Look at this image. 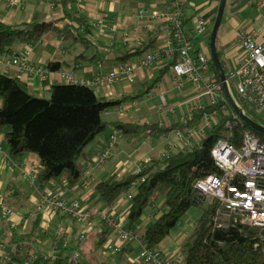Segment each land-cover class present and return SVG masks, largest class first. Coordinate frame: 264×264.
Masks as SVG:
<instances>
[{
	"label": "crops",
	"instance_id": "1",
	"mask_svg": "<svg viewBox=\"0 0 264 264\" xmlns=\"http://www.w3.org/2000/svg\"><path fill=\"white\" fill-rule=\"evenodd\" d=\"M168 1L82 0L83 10L80 14L85 25L81 26L65 16V13L75 12V2L63 4L60 0H26L21 7L0 2L1 23H27L37 14L44 21H53L61 29L60 32H46L35 44L18 43L14 52L20 56L26 55L28 63L45 68L52 61L59 62V69L48 68L46 78L42 79L33 72L20 70L16 65L0 64V73L10 72L20 77L34 95L48 97L50 85L66 83L62 71L71 70L80 80L79 84L91 87L100 98L117 101L103 113L106 122L103 131L85 147L82 168L88 172V187L78 185V182L69 186L65 176L51 180L45 187L50 192H56L66 202L79 201L81 210L90 215L85 222L73 223L66 217L61 219L47 204L40 201L39 190L29 182V176L40 166L39 157L28 152L21 161H10L9 147L4 140V134L10 127H5L0 133V197L15 211L10 217H4L0 213V241L3 242L0 247V262H5L15 250L14 233L26 231L35 212L39 211V225L47 232L44 237H34L32 240L31 249L34 254H53L56 251L53 238L58 233L70 239L69 245L73 251L81 252L85 264H134L137 260L141 250L140 240H134L118 257L104 249L106 242L120 243L117 229L111 227L107 219L114 218L119 221L123 230H131L126 224L131 200L122 193L111 204L103 205L94 193V185L111 177L122 178L133 174L140 162L146 164L153 158L188 151L198 146L208 135L205 129H196L189 134L183 124L184 120L192 118L195 110L209 104L208 97L192 81H176L171 65L174 54L167 52L165 26L148 15H139L144 9L162 8ZM51 2L57 5L52 7ZM218 2L219 0H187L185 24L192 39L191 53L194 55L209 53L212 28L197 36L194 33L195 17L201 15L212 19ZM224 14L221 29L225 31L219 33L217 48L220 58L231 71L245 54L237 41L241 30H246L257 40L264 39V6H254L253 2L236 12L226 11ZM96 23L109 24L111 28L94 26ZM67 31L86 36L88 45L84 47L73 38L67 39L62 33ZM152 38L153 45L148 50L161 51L162 55L150 67L139 66L138 56L133 57L131 60L135 67L131 76H118L103 83L91 84L95 75L107 76L121 64L114 50L125 51L126 47L148 42ZM229 89L231 92L230 82ZM260 113L264 117V108L260 109ZM116 123H145L165 127L167 130L132 134L120 130ZM177 131L182 133L180 137ZM113 133H116L114 146L107 148V141ZM104 148H107V153H104ZM164 200L163 196L155 198L133 225V230L141 235L149 228L162 214ZM201 214L199 207H192L186 212L159 244L158 248L164 255L177 258L180 245ZM82 235L84 238L81 240ZM101 240L103 243L99 245Z\"/></svg>",
	"mask_w": 264,
	"mask_h": 264
},
{
	"label": "trees",
	"instance_id": "2",
	"mask_svg": "<svg viewBox=\"0 0 264 264\" xmlns=\"http://www.w3.org/2000/svg\"><path fill=\"white\" fill-rule=\"evenodd\" d=\"M60 1L63 4L75 2V0ZM75 4V12L65 13V16L74 20L77 25H85L84 18L80 14L83 10L82 4L80 8L76 2ZM56 5L57 3H55ZM213 22L214 17L208 25L209 29ZM97 25L105 27L101 23H96L94 26ZM50 30L61 31L53 21H44L37 14H34L31 21L27 23L5 24L0 22V56L5 54L9 56L19 55L14 54L16 44H35ZM62 33L67 39L73 38L81 46L86 47L88 45L86 36L69 31ZM166 35L168 38L167 33ZM152 45L153 38L148 42L130 48L126 47L125 51L114 50V52H117L120 62L124 63L137 56L138 60L141 59ZM151 51L156 52L155 50ZM189 53L193 57L196 56V54L191 53V49ZM176 59L177 53H174V60L171 64L172 70ZM220 61L230 82L231 92H233L245 114L253 121L264 125V117L260 111L248 106L243 98L238 95L237 90L234 89L235 83L232 82L234 78H230V70L222 58ZM209 66L216 74V82H221L219 72L213 65L211 58ZM48 68L57 70L60 68V63L52 61L48 64ZM175 76L178 82L187 79L185 76L179 77L176 74ZM49 92L48 97L36 96L20 77L10 72L0 73V97L2 99L0 133L5 127H10V130L4 134V140L9 147L10 161H21L28 152L39 157L40 166L34 171V174L29 176V182L35 185L39 192L46 189V185L51 180L61 176L67 178L69 186L75 185L80 180L85 173V169L82 168L85 147L106 126L103 113L117 103L114 100L100 98L91 87L85 84L67 81L66 83L51 84ZM223 105L227 107L228 112L208 128V135L202 139L198 146L188 151L153 158L146 163L141 174L133 173L122 178L111 177L94 185V193L99 197L100 202L103 205H109L120 194L126 192L139 175L145 176V180L139 183L130 199L131 205L126 216L127 226L135 233L137 232L133 230V225L139 220L145 208L151 205L158 196L164 197L165 200L161 207L163 209L162 214L141 235L139 234L140 239H134L141 241V248L142 243H145L149 248L158 247L190 208L199 207L202 214L195 221L190 234L180 245L175 260L176 264H264V226H252L248 223L238 222L225 228L215 227L213 217L216 206L209 203L195 188L196 180L222 173L216 165L211 151L222 137L225 129L224 123L227 119L232 120L233 125L231 128L233 135L230 137V142L237 148L241 146L246 130L264 142V134L251 128L242 121L240 116L235 115L236 111L228 101L224 88L223 100L218 101L215 105L207 104L195 110L192 118L187 120L186 125H196L205 113L218 110ZM116 126L125 133L132 134H140L145 131L157 133L167 130L165 127L159 128L157 125L145 123H116ZM0 144L2 145V143ZM71 202L74 201L66 202V204ZM76 202L80 206V202ZM157 210L158 208L155 209V211ZM39 212H35V217L31 219L30 226L27 227L26 231L14 233L16 236L13 238L15 250L5 262H0V264H61L70 260L71 255L76 251L82 257L79 250L73 251L74 249L69 245L70 239L58 233L53 238L56 246V251L53 254H34L32 252L31 243L34 237H44L47 232L39 225L41 211ZM52 212L61 219L69 218L73 223L85 222L90 217L88 215L84 220L78 219L63 209H52ZM83 238L84 235L80 239ZM134 240L124 245L120 250L113 252L105 249V245L108 243L106 242L104 249L118 257L123 254L124 248L128 247ZM2 243L0 241V247ZM102 243L103 240L98 244L101 245ZM68 251L69 253H67ZM32 254L34 257L28 259Z\"/></svg>",
	"mask_w": 264,
	"mask_h": 264
},
{
	"label": "built area",
	"instance_id": "3",
	"mask_svg": "<svg viewBox=\"0 0 264 264\" xmlns=\"http://www.w3.org/2000/svg\"><path fill=\"white\" fill-rule=\"evenodd\" d=\"M2 1L17 7L23 6L26 2V0H0V2ZM75 2L80 8L82 0H75ZM253 2L254 6H264V0H253ZM186 5L187 0H169L164 7L144 9L139 12V15H148L165 26V32L168 34L167 52L169 54L177 53V59L173 65L174 74L192 80L198 90L208 97L209 104L215 105L218 101L223 100V85L222 82H216V74L209 66L210 56L208 53H198L195 57L189 53L192 42L185 24L184 8ZM51 6H55V3L51 2ZM210 19L201 15L195 17L194 33L197 36L208 32ZM100 26L102 27V25ZM105 27L111 28V25H105ZM237 41L245 54L230 71V78H234L235 89L246 104L260 111L264 108V39L257 40L246 30H241L238 33ZM161 55V51L147 50L137 64L141 67H149L151 62ZM27 59L26 55L10 57L1 55L0 64H13L22 71L33 72L42 79L46 78L49 69L28 63ZM134 67L135 64L131 60L121 63L107 76L95 75L91 84L103 83L118 76H131ZM62 76L67 82H80L72 71H62ZM227 84L229 87L228 78ZM233 98L242 108L236 98ZM227 112V107L223 105L218 110L205 113L196 125H186L188 119L184 120L183 124L189 134L196 129L208 131V128ZM235 115L239 117L237 113ZM224 126L222 137L211 151L213 159L222 173L196 180L195 188L209 203L216 206L213 217L215 227L225 228L238 222L248 223L252 226H264V142L246 130L243 134L242 144L237 148L230 142V137L233 135L231 132L232 120L227 119ZM115 134L109 136L107 148L114 146ZM177 135L180 137L182 133L177 131ZM107 148H104V153H107ZM145 167L144 162L138 163L134 173L141 174ZM87 174L85 169L83 177L78 181V184L83 187L89 185L90 179ZM144 180L145 176L139 175L124 192L125 197L130 200L139 183ZM39 195L40 201L47 204L51 210L63 209L82 220L88 216V212L82 211L76 201L66 204L57 193L50 192L48 189L40 190ZM0 213L4 217L15 214V211L5 204L2 197H0ZM108 224L117 229V237L120 241L119 244L108 242L105 249L109 252L120 250L130 241L140 239L138 233L123 230L119 226V221L114 218L108 219ZM31 257H34V254ZM175 260L176 258L164 255L158 247L149 248L145 243H142V248L134 264H176ZM61 264H84V262L80 253L76 251L71 255L70 260Z\"/></svg>",
	"mask_w": 264,
	"mask_h": 264
},
{
	"label": "water",
	"instance_id": "4",
	"mask_svg": "<svg viewBox=\"0 0 264 264\" xmlns=\"http://www.w3.org/2000/svg\"><path fill=\"white\" fill-rule=\"evenodd\" d=\"M253 3L252 0H219L218 7L216 10V14L214 16V22L212 25V28L210 30V36H209V56L211 58V61L215 68L218 70L220 79L225 91V95L228 98V101L232 105L233 109L236 111V113L241 117L242 121L245 122L248 126L251 128L259 131L260 133L264 134V125L259 124L252 119H250L242 108H240L237 103L235 102L233 95L230 92V89L227 84V76L225 74V71L223 69V66L220 61V53L217 48V42L219 33L221 31H225V29H221V22L224 18V13L228 11L229 13H233L238 11L239 9L243 8L244 6Z\"/></svg>",
	"mask_w": 264,
	"mask_h": 264
},
{
	"label": "rangeland",
	"instance_id": "5",
	"mask_svg": "<svg viewBox=\"0 0 264 264\" xmlns=\"http://www.w3.org/2000/svg\"><path fill=\"white\" fill-rule=\"evenodd\" d=\"M69 71H71V70H69ZM73 72V71H72ZM74 73V72H73ZM75 74V73H74ZM234 83H235V81H234ZM233 85V84H232ZM234 86V85H233ZM235 89V88H234ZM234 93H235V91H234ZM46 95H48V93H45ZM146 210H148V207L144 210V212H143V214L146 212Z\"/></svg>",
	"mask_w": 264,
	"mask_h": 264
}]
</instances>
